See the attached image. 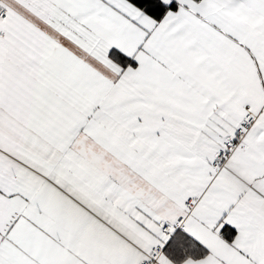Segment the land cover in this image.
<instances>
[{"label": "snow or ice", "instance_id": "6c2138e0", "mask_svg": "<svg viewBox=\"0 0 264 264\" xmlns=\"http://www.w3.org/2000/svg\"><path fill=\"white\" fill-rule=\"evenodd\" d=\"M0 264H264V0H0Z\"/></svg>", "mask_w": 264, "mask_h": 264}]
</instances>
